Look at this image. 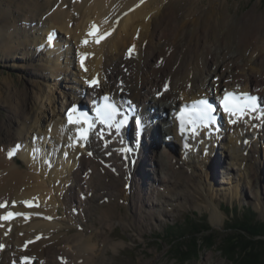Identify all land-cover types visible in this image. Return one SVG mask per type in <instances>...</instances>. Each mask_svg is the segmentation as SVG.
<instances>
[{"label": "bare ground", "instance_id": "1", "mask_svg": "<svg viewBox=\"0 0 264 264\" xmlns=\"http://www.w3.org/2000/svg\"><path fill=\"white\" fill-rule=\"evenodd\" d=\"M226 2L212 0L199 8V0H0V60L9 67L21 65L28 79L27 88L22 89L13 80L4 81L3 102L11 108V115L0 122V215L4 212L0 246L6 245L5 250L0 249V264H103V253L114 247L112 240L106 238L101 244L100 239L107 228L114 229V221L135 231L154 212L170 215L192 197L187 186L182 191L179 185L193 178L179 170L168 144L165 149H154L159 141L185 143L188 134L186 142L197 155H180L179 159L187 166L195 161V177H206L203 183L207 184L210 163L217 161L220 168L224 161L216 151L221 138L206 136L211 130L233 133L231 140L227 134L222 138V151H228L229 143L233 149L241 140L250 139L252 130L255 136L264 137V17L252 9L238 18L230 8L223 10ZM89 32L98 35L89 36ZM98 36L105 38L97 44ZM133 46L134 54L129 56ZM85 53L88 56L82 60ZM63 56L66 62H62ZM209 61L217 68L225 67L217 72L221 75L204 77L202 69ZM70 73L73 85L70 93L63 92L62 102L54 94L53 99L47 98L61 104L58 114L48 118L40 98L50 92L42 81ZM95 79L100 85L92 88L89 82ZM229 92L255 99L258 107L248 108L241 116L225 114L229 126L217 113L218 123L198 131L199 141L193 137L196 130L184 128L179 136L182 122L178 116L184 105L202 98L222 100ZM105 96L126 114L127 108L137 109L130 127L96 122L97 100ZM83 99L90 104L89 114L95 120L77 110L72 118L78 122L70 124L68 114ZM232 121L234 126H230ZM92 122L94 128L86 141L80 133ZM239 127L246 132L239 133ZM163 133L168 138L165 141L161 140ZM47 142L50 145L45 146ZM209 143L213 147L203 155ZM257 143L256 139L250 142L242 155H234L230 148V155H224L235 162L239 172L245 171L246 179L251 169L246 162L239 164L243 162L240 157L246 160L251 154L253 162L260 160L253 149ZM172 149L175 151L173 145ZM160 172L164 175L159 176ZM214 180L211 177V187ZM239 185L233 193H240ZM176 200L177 206H172ZM30 203L35 207L27 208ZM99 204L108 207L98 216L99 226L91 230L83 219L88 208ZM10 211L20 216L6 222ZM213 217L218 220L217 214ZM92 218L97 219L89 213L88 221ZM98 245L104 246L97 251Z\"/></svg>", "mask_w": 264, "mask_h": 264}, {"label": "rangeland", "instance_id": "2", "mask_svg": "<svg viewBox=\"0 0 264 264\" xmlns=\"http://www.w3.org/2000/svg\"><path fill=\"white\" fill-rule=\"evenodd\" d=\"M160 1L164 3L167 2V0ZM199 1V8L203 6L207 7L212 2V0ZM229 8L231 9L233 15L237 14L238 18L247 12H250L252 9L264 17V0H227L226 4H224L223 10H228ZM137 36L139 37V35ZM204 42L205 41L203 40V43ZM203 43L200 44L199 48L197 49L198 51L201 50ZM143 48L145 49V47ZM234 50H237V48ZM133 54L134 52H132L131 55ZM66 61V57L63 56L62 62ZM21 67V65L16 68H14V66L9 67L6 63L1 62L0 60V122L8 120V117L11 115V108L7 103H5V100L3 102V97L6 96L4 89L5 79L7 78L10 81L13 80L16 88L18 87V89L27 88L26 86H28V79L24 77L25 71L22 70ZM224 69L225 67L223 66H221V68H217L214 64V61H209V63L206 64L205 68L202 70L205 73L203 74L204 77H207L208 75L210 78H212L221 75L222 73L217 72ZM208 70H210L211 76ZM213 72L217 75H214ZM65 78L68 80L71 78L74 79V75L71 73L68 74V76H66V74H62L58 78L56 76H51L49 80L42 81L46 86V90L51 94L47 95L44 99L40 98V101L45 103L44 109L49 116L48 118L56 116L61 109V104L50 102V100L53 99V94L56 99L59 98L60 102H62L60 98H62L63 92H71V87L73 84L70 83V80L69 82L65 83ZM207 84L210 85L209 82ZM202 85L203 84L200 83V87H202ZM15 86L13 85V87ZM84 96L85 98L87 97L86 94ZM47 98H50V100H47ZM83 102L85 104L87 103L88 105L86 100L83 99ZM33 105L34 102L31 104V107H33ZM54 106H57V109L54 108L55 111L53 110ZM36 107L37 105H35V108ZM168 115L171 119V115H173V113L169 111ZM161 123L162 122L159 121V128L162 132L163 127ZM228 124L229 123H227V125ZM234 125L235 124L232 123L230 126ZM261 126L264 127V125ZM237 131L244 134L246 129L244 127H239L237 128ZM254 131L255 130H252V136L250 139L241 140V138H239V140H241L240 144H237L235 148L232 149V147H234L233 144L229 143L227 145L228 151L230 148L232 149L231 151L234 153V155H242L246 150L249 149L250 142H254L255 139L258 140L257 145L254 146L253 149L256 148V151L259 152L258 157L260 160L257 159L256 162H253L251 154L246 160L243 159V157H240L243 162H239V164L246 162L247 168L251 169L249 177L247 176V179L245 178L246 173L243 170V172L241 171L243 173V177L241 178V172H239L235 165H233L235 162H233L232 159L230 160L224 156L228 154V151H222L224 140L217 141L216 143L217 145L220 144L221 149L219 148V150L216 151H219V154L223 156L224 161H221L220 168H218L217 161L210 163L212 166L210 174L212 176L209 175V180L207 178L208 182H206L208 185L203 183L206 180V177H199V175L195 177L194 170L192 169L195 166V161L190 160L188 166H190L191 169L188 170L187 164H184L182 160L179 159L180 155L184 158L197 155L196 150L193 149L194 147L190 146L188 150H185L180 141L175 140V144H173V141L168 143V140H164L168 138H166L163 133L161 140H164L165 142L162 143V141H159V143L154 146V149H165V145L168 144V147L174 153V157H172V159L177 160L176 165L179 167V170L185 175V177L191 176L193 178L191 182L186 180L183 184L179 185V188L182 191L185 190L183 185L187 186L189 195L192 197L187 201L184 200V206H181L182 208H180V210L177 212L171 211L169 213L170 215L163 213L158 214V212H154V216H149L147 218V222L141 224V227H139L138 230H135L136 232L131 228H124L119 222L114 221V229L109 230V228H107L100 239V243L102 241L103 244L105 243L106 238H108V241L112 240L114 247L109 248L108 251L103 253V261H105L103 264H243L241 260H235L231 258V255L226 254L222 251V249L225 247L224 244L229 246L228 243L232 244L234 241L236 242L237 240L243 239V235L246 233L242 232L239 228H243L246 224H250L248 226L253 225V228H256L257 233L261 232L262 229L264 230V137L260 138L258 135L255 136ZM222 134L223 137H226L227 134L229 140H231L233 137V133L231 132L226 131L221 133L220 136H222ZM158 136L159 135L155 133V142H157ZM28 139H30V137ZM48 145H50V143H45V146ZM172 145L174 146L175 151L172 149ZM210 146L213 147L212 143L207 144L205 153H203V155L207 154ZM149 150L152 153V150ZM176 151L178 157L175 156ZM228 155H230V152ZM89 156L91 157V154ZM144 156L147 158L149 161L148 163L150 164V158L145 154ZM17 160H19V158H17L15 161ZM163 160L167 161V158H164ZM253 166L254 172L252 170ZM156 169H158V167ZM148 170L149 169L147 168V171ZM190 171L193 172L191 173ZM206 172V169H204V173ZM161 175L164 174L160 172L159 176ZM211 177H215L212 187L209 185ZM196 183L200 184L203 188L200 187L199 189L197 186L195 187ZM158 185L159 184H156V189ZM238 185L239 187L241 186L239 188L240 193H233V189H236ZM209 186L211 187V192H209ZM242 187L245 189V192ZM205 188H207L209 193ZM252 189L255 190L254 197L252 194ZM258 192V198H255V196L258 195ZM133 193L134 190H132L130 193L132 199ZM154 196L155 194L153 193V197ZM104 197L105 195H102L100 201H102ZM153 199H155V202L158 201L157 198ZM177 203L178 201L176 200L172 206H177ZM107 207V204L104 206L99 204L92 206L91 209L88 208L83 220L86 224L90 223L88 225L90 226L91 230H94L99 226L98 216L103 212L102 209ZM165 208L166 207L164 205L161 206V209L164 210ZM89 213H93L97 219H94V217L92 218V221L89 222ZM121 214H125L124 210H122ZM215 214H217L218 220L213 217ZM2 218L3 213L0 215V220ZM247 220H250V223H246ZM258 226H261L262 229L260 230ZM205 231L208 232L205 233ZM212 234L213 236L211 239H213V241L211 242L208 238L210 236L208 235ZM196 240L199 244H197V246H193V243ZM207 242L211 243L208 244ZM116 244H121V246L117 247ZM103 246L104 245H98L97 251L98 249L100 250L103 248ZM228 246H226L227 248L224 249L229 250L230 247ZM238 252L239 250H237V253Z\"/></svg>", "mask_w": 264, "mask_h": 264}, {"label": "trees", "instance_id": "3", "mask_svg": "<svg viewBox=\"0 0 264 264\" xmlns=\"http://www.w3.org/2000/svg\"><path fill=\"white\" fill-rule=\"evenodd\" d=\"M249 221L250 220H247L246 223H250ZM248 225L246 224L243 228H239L242 232L246 233L243 235V239L237 240L236 242L234 241L232 244L228 243L229 246L224 244V248H227L226 246H228L231 249L229 248L230 252L228 249L225 250L224 248L222 251L231 255L230 257L235 260H241L243 264H264V230L261 226H258V228H260V230L262 229V231L257 233L256 228H253V225ZM208 231H205V233ZM208 236H210L208 238L212 242L213 239H211V237L213 234ZM197 244L199 243L196 240L193 243V246H197ZM237 250H239L238 253Z\"/></svg>", "mask_w": 264, "mask_h": 264}, {"label": "snow or ice", "instance_id": "4", "mask_svg": "<svg viewBox=\"0 0 264 264\" xmlns=\"http://www.w3.org/2000/svg\"><path fill=\"white\" fill-rule=\"evenodd\" d=\"M89 36H97L98 34L96 32H89L88 33ZM105 37L102 36H98V38L96 39V43H100V40L103 39ZM84 43H87V40L84 41ZM135 51V47L133 46L130 51H129V56H131L132 52ZM90 86L95 87L98 84V80H93L89 82ZM105 100H108L109 98L107 96L104 97ZM231 99L230 95H226L224 100L222 101L224 110L226 112H230L231 108L229 105V100ZM200 105L202 106L199 111L197 112V119H199L201 122H210L212 117H211V113L213 112V108L212 105L207 101V100H202L199 102ZM77 109L74 107L71 112L68 114V120L69 123H77L78 121L73 120L72 118V113L76 112ZM119 115L118 110L112 106V105H107L103 110H98L97 111V116L98 118L101 120V123H107L112 121L115 117H117ZM117 123H119V121H117ZM137 124H139V121H137ZM80 136L83 138L84 136H86L85 133H80ZM11 155V153H10ZM26 206L28 207H33L34 205L31 204H26ZM13 215L12 213L9 214V216ZM8 217H5V219H7Z\"/></svg>", "mask_w": 264, "mask_h": 264}]
</instances>
